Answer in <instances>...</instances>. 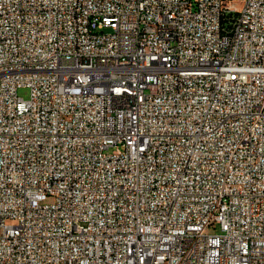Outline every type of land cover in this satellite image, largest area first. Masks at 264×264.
Wrapping results in <instances>:
<instances>
[{
  "label": "built area",
  "instance_id": "built-area-1",
  "mask_svg": "<svg viewBox=\"0 0 264 264\" xmlns=\"http://www.w3.org/2000/svg\"><path fill=\"white\" fill-rule=\"evenodd\" d=\"M0 264H264V0H0Z\"/></svg>",
  "mask_w": 264,
  "mask_h": 264
},
{
  "label": "rangeland",
  "instance_id": "rangeland-1",
  "mask_svg": "<svg viewBox=\"0 0 264 264\" xmlns=\"http://www.w3.org/2000/svg\"><path fill=\"white\" fill-rule=\"evenodd\" d=\"M29 93H30V90L28 87L26 86H21L18 88V94L24 98H28L29 97ZM52 198H48L47 201H51ZM220 227L217 225H209L207 228H206V232H209V233H218L220 232Z\"/></svg>",
  "mask_w": 264,
  "mask_h": 264
}]
</instances>
